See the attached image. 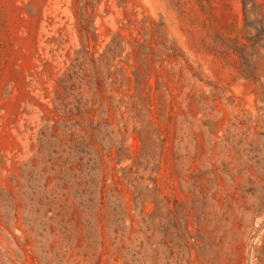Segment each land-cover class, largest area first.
<instances>
[{
  "label": "rangeland",
  "instance_id": "obj_1",
  "mask_svg": "<svg viewBox=\"0 0 264 264\" xmlns=\"http://www.w3.org/2000/svg\"><path fill=\"white\" fill-rule=\"evenodd\" d=\"M0 264H264V0H0Z\"/></svg>",
  "mask_w": 264,
  "mask_h": 264
}]
</instances>
